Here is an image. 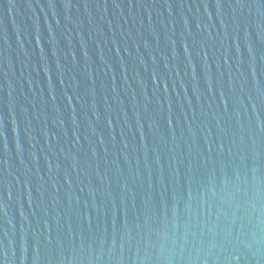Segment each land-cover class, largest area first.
I'll return each instance as SVG.
<instances>
[{
	"label": "water",
	"instance_id": "water-1",
	"mask_svg": "<svg viewBox=\"0 0 264 264\" xmlns=\"http://www.w3.org/2000/svg\"><path fill=\"white\" fill-rule=\"evenodd\" d=\"M0 264H264V0H0Z\"/></svg>",
	"mask_w": 264,
	"mask_h": 264
}]
</instances>
